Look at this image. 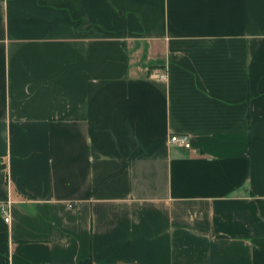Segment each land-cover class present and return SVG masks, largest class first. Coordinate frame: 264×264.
Masks as SVG:
<instances>
[{"label":"crops","instance_id":"crops-1","mask_svg":"<svg viewBox=\"0 0 264 264\" xmlns=\"http://www.w3.org/2000/svg\"><path fill=\"white\" fill-rule=\"evenodd\" d=\"M85 261L264 264V0H0V264Z\"/></svg>","mask_w":264,"mask_h":264},{"label":"built area","instance_id":"built-area-1","mask_svg":"<svg viewBox=\"0 0 264 264\" xmlns=\"http://www.w3.org/2000/svg\"><path fill=\"white\" fill-rule=\"evenodd\" d=\"M161 78H166V75H161ZM169 144L174 145L179 148H183L185 150L191 149V140L190 136L187 134H173L170 136ZM6 222H9V218H6Z\"/></svg>","mask_w":264,"mask_h":264},{"label":"trees","instance_id":"trees-1","mask_svg":"<svg viewBox=\"0 0 264 264\" xmlns=\"http://www.w3.org/2000/svg\"><path fill=\"white\" fill-rule=\"evenodd\" d=\"M81 264H94L92 261H85V262H82Z\"/></svg>","mask_w":264,"mask_h":264}]
</instances>
